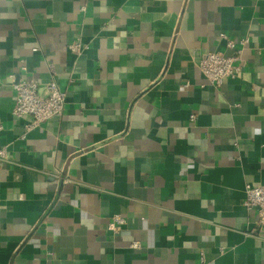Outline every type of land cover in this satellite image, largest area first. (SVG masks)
<instances>
[{"label": "crops", "instance_id": "obj_1", "mask_svg": "<svg viewBox=\"0 0 264 264\" xmlns=\"http://www.w3.org/2000/svg\"><path fill=\"white\" fill-rule=\"evenodd\" d=\"M11 74L62 116L26 133ZM0 120V264H264V0H0Z\"/></svg>", "mask_w": 264, "mask_h": 264}, {"label": "built area", "instance_id": "obj_2", "mask_svg": "<svg viewBox=\"0 0 264 264\" xmlns=\"http://www.w3.org/2000/svg\"><path fill=\"white\" fill-rule=\"evenodd\" d=\"M225 40V47L222 51L207 52L199 57L197 67L209 82L217 87L225 78H236L240 76L243 68L241 49L237 45L244 47L247 40L237 42L226 35L221 36ZM69 51L78 53L79 43L73 42L68 45ZM35 51V50H34ZM14 90L13 115L20 118H28L25 122V132L39 127L44 122L53 118H60L63 113L65 103V93L59 89L52 80L48 82L43 92L38 91V84L29 80H15L14 75L9 76ZM193 118V116H191ZM3 129L0 120V132ZM5 161V150L0 148V162ZM244 197L242 206L247 211L256 213V224L264 226V186L245 184L243 186ZM125 224V219L121 216H114L109 224L111 231H117ZM132 248H138L139 244L134 242Z\"/></svg>", "mask_w": 264, "mask_h": 264}]
</instances>
